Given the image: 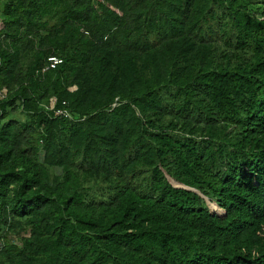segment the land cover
I'll use <instances>...</instances> for the list:
<instances>
[{
    "label": "trees",
    "instance_id": "trees-1",
    "mask_svg": "<svg viewBox=\"0 0 264 264\" xmlns=\"http://www.w3.org/2000/svg\"><path fill=\"white\" fill-rule=\"evenodd\" d=\"M1 89L0 264H264V0H0Z\"/></svg>",
    "mask_w": 264,
    "mask_h": 264
},
{
    "label": "built area",
    "instance_id": "built-area-1",
    "mask_svg": "<svg viewBox=\"0 0 264 264\" xmlns=\"http://www.w3.org/2000/svg\"><path fill=\"white\" fill-rule=\"evenodd\" d=\"M62 63V58L57 56V55H50L48 58H47V65H46V68L48 69H54L56 68L59 64ZM5 94V89H1L0 90V97L4 96ZM54 102H55V98L52 97L50 99V108L53 107L54 105ZM64 112V111H63ZM57 113H61V111L58 110ZM65 115H69L67 114L66 112H64Z\"/></svg>",
    "mask_w": 264,
    "mask_h": 264
}]
</instances>
